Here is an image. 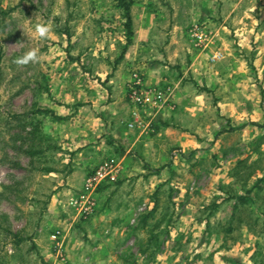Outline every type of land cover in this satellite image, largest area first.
I'll use <instances>...</instances> for the list:
<instances>
[{
  "label": "rangeland",
  "instance_id": "374dc122",
  "mask_svg": "<svg viewBox=\"0 0 264 264\" xmlns=\"http://www.w3.org/2000/svg\"><path fill=\"white\" fill-rule=\"evenodd\" d=\"M208 1L219 18L238 0ZM113 3L0 0V264H264V57L256 50L263 16L253 19L255 44L233 39L240 62L223 83L219 53L195 69L188 60L184 87L196 99L175 104L174 120L160 125L158 114L127 100L130 74L141 70L126 61L127 53L135 57L133 38L120 58L126 37ZM38 24L50 26L44 39L35 36ZM195 26L202 44L192 36ZM217 26L189 27L187 45L206 53ZM33 48L37 62H16ZM123 84L128 121L113 109ZM124 125L150 137V155L131 146L120 153L118 145L87 166L88 152ZM122 157L125 171L98 189L104 198H96L95 214L74 220L87 175L108 159L122 167ZM118 207L128 211L125 221L107 217L101 235L87 237L84 222ZM64 226L70 243L58 257L51 236H63Z\"/></svg>",
  "mask_w": 264,
  "mask_h": 264
},
{
  "label": "crops",
  "instance_id": "0c3cea01",
  "mask_svg": "<svg viewBox=\"0 0 264 264\" xmlns=\"http://www.w3.org/2000/svg\"><path fill=\"white\" fill-rule=\"evenodd\" d=\"M113 4L114 6L110 7L112 11L117 9L115 3ZM229 9L228 15L224 13L217 18L215 16L218 13L213 11L208 0H133L130 15L132 38L136 52L134 59L130 53H127L126 61L132 60L137 64L144 76L146 86L169 87L173 90L172 107L164 108L156 118L160 125L161 123L169 124L174 120L176 115L172 111L173 106H176L175 104L187 105L191 103V100L196 99L187 98L191 91L184 87L189 72L188 60H191V66L195 69L199 60H207L208 53H219L224 59L221 62L223 63L222 68L219 69L218 67V82L223 83L224 81L221 79L226 75L237 73L236 70L240 62L238 60V52L240 51L232 47L233 39L236 38L238 46L243 44L247 46L249 41L252 44L257 42L258 35L252 28L256 24L253 19L257 14H261L262 20H264V0H238L232 2ZM199 22L206 24L207 27L212 25H219L220 27L219 29L218 26L211 29L214 35L213 44L208 46L205 50L206 53L193 49L191 45H187L186 41L188 38L187 29ZM114 25L119 27L121 22L115 21ZM120 36L119 39L121 40ZM262 41V47L258 45L256 50L259 53L263 52L262 57H264V36ZM204 64L208 66L206 61ZM207 70L205 68L203 71L206 72ZM128 78L129 75L124 74L125 82ZM113 109L119 111L120 116L125 115V121L130 119V105L125 99L124 84L120 86L115 97ZM146 124L148 123L146 122ZM132 134L126 125L122 129H115L106 133L107 137L103 138L100 147L96 148L95 151L88 152V157L86 156L84 159L86 165L100 162L102 157L114 155L118 145L121 146L120 153L131 146L139 149L142 156L150 155L155 144L151 143L150 137H143L138 133L137 135ZM105 138H108V141ZM120 161L121 165L125 163L124 157ZM125 168L122 165V171H125ZM96 198L99 201L103 200L104 194H99ZM127 212L125 208L120 207L106 209L100 216L94 217L89 222H84L81 228L87 233V237L97 239L101 235L102 227L105 226L104 223L107 222V217H110L111 220L114 218L113 223H117L116 219L118 218L125 221L129 215ZM67 228L64 226L62 230L64 233L63 240L64 244L66 242V245H69L70 231ZM67 249L70 250V247Z\"/></svg>",
  "mask_w": 264,
  "mask_h": 264
},
{
  "label": "built area",
  "instance_id": "2783aa9c",
  "mask_svg": "<svg viewBox=\"0 0 264 264\" xmlns=\"http://www.w3.org/2000/svg\"><path fill=\"white\" fill-rule=\"evenodd\" d=\"M198 43L206 41L203 32L196 26L191 31ZM126 97L128 102L138 110L156 115L164 108L172 107L173 90L169 87H148L145 85L144 76L140 71H133L126 84ZM137 122V120L135 121ZM132 126V125H130ZM121 167L113 160L101 162L84 179L81 190L73 201L75 208L74 220L87 221L96 211V192L106 183L114 182ZM58 257L63 256L64 240L59 231L51 236Z\"/></svg>",
  "mask_w": 264,
  "mask_h": 264
},
{
  "label": "trees",
  "instance_id": "16d2710c",
  "mask_svg": "<svg viewBox=\"0 0 264 264\" xmlns=\"http://www.w3.org/2000/svg\"><path fill=\"white\" fill-rule=\"evenodd\" d=\"M113 1L115 3L116 8L120 12V16L122 19V27L124 29L125 37H126V45L124 47L122 55L120 56V58H122L123 53L126 51L127 47L132 43L133 32H132L130 9L133 4V0H113ZM35 113L39 115H49L55 120H62L61 117H58L57 115L54 114L53 111L48 109H38L37 111H35ZM14 237L17 238L16 235H14ZM20 242H22V240L17 238L16 243L19 244Z\"/></svg>",
  "mask_w": 264,
  "mask_h": 264
},
{
  "label": "clouds",
  "instance_id": "9594fccd",
  "mask_svg": "<svg viewBox=\"0 0 264 264\" xmlns=\"http://www.w3.org/2000/svg\"><path fill=\"white\" fill-rule=\"evenodd\" d=\"M50 26L47 24H38L35 28V36L37 39H44L50 33ZM38 49L33 48L27 51L23 56H21L16 62L20 65H27L30 62L35 63L38 61Z\"/></svg>",
  "mask_w": 264,
  "mask_h": 264
}]
</instances>
